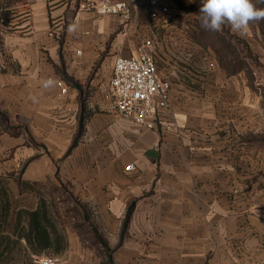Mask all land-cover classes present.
<instances>
[{
	"label": "crops",
	"instance_id": "crops-1",
	"mask_svg": "<svg viewBox=\"0 0 264 264\" xmlns=\"http://www.w3.org/2000/svg\"><path fill=\"white\" fill-rule=\"evenodd\" d=\"M83 1L32 0L28 21L0 49V151L28 158L6 173L72 183L90 206L85 232L57 209V264H264L263 98L253 80L264 68L261 27L241 36L225 25L224 36L177 0H160L170 7L165 23L149 19V0H129L127 19L83 10ZM146 38L171 85L154 129L121 116L109 93L114 57L136 54ZM48 79L54 87H43ZM29 146L69 147L52 165Z\"/></svg>",
	"mask_w": 264,
	"mask_h": 264
},
{
	"label": "trees",
	"instance_id": "trees-1",
	"mask_svg": "<svg viewBox=\"0 0 264 264\" xmlns=\"http://www.w3.org/2000/svg\"><path fill=\"white\" fill-rule=\"evenodd\" d=\"M253 3L264 9L260 0H253ZM257 23L263 32V20ZM216 42L222 51L230 47L229 43L224 45L221 38ZM229 72L233 74L236 69ZM21 174L22 170L0 174V264H35L34 256L50 252V256L55 257L62 248V235L57 225L62 224L57 211L60 207L71 211L69 218L73 220L77 215L83 216V219H78V226H72L74 229L82 232L88 229L85 228L90 218L88 203L72 194L79 208L61 206L66 203V198L49 192L47 183L24 180ZM89 227L96 233L94 223Z\"/></svg>",
	"mask_w": 264,
	"mask_h": 264
},
{
	"label": "built area",
	"instance_id": "built-area-1",
	"mask_svg": "<svg viewBox=\"0 0 264 264\" xmlns=\"http://www.w3.org/2000/svg\"><path fill=\"white\" fill-rule=\"evenodd\" d=\"M80 8L100 16L124 19L130 18L132 13L129 0H84ZM169 16L167 3L149 0L148 17L152 22L165 23ZM154 45L153 38H146L139 44L136 54L115 56L109 89L118 113L146 129L163 125L161 114L168 107L171 88L169 81L158 77L155 57L148 51ZM58 86L61 94L67 93L64 81L59 80ZM126 170H133V165H128ZM35 264H57V259L46 256Z\"/></svg>",
	"mask_w": 264,
	"mask_h": 264
},
{
	"label": "rangeland",
	"instance_id": "rangeland-1",
	"mask_svg": "<svg viewBox=\"0 0 264 264\" xmlns=\"http://www.w3.org/2000/svg\"><path fill=\"white\" fill-rule=\"evenodd\" d=\"M32 0H0V49L3 48V36L6 35L7 33L14 32L16 30H21L24 24L28 21V18L30 16V4ZM177 2L185 8H188L190 10H194L196 13L200 12V7H201V2L200 0H177ZM264 26V24H263ZM221 33L223 35H227L228 32L225 30H222ZM264 35V31H263ZM227 38V36H226ZM229 40V37L227 38ZM221 41L225 44L228 42L225 40ZM264 37L261 40V51L259 52V55H257L258 60L261 64H264ZM226 49V48H225ZM231 52V56H234V58H237L234 54V49L233 45H230L229 49L225 51L229 55V51ZM255 69V68H254ZM256 74L254 76V83L256 85V88L260 90L261 96L263 98V105H262V133L260 135V139H262V144L264 146V85H258V79L264 80V68L261 66H256ZM264 83V81H262ZM254 85V86H255ZM260 86V87H259ZM83 113L79 115L80 120L81 116ZM78 117V118H79ZM78 124V119L76 121V126ZM77 133V132H76ZM75 135V134H74ZM82 138V137H81ZM78 139V142L80 143L82 139ZM32 147L33 149H36L37 155H43L44 157L47 158L49 164H54L56 161H61L62 155L64 152L67 150L69 146H29ZM73 147V146H71ZM11 147L7 146L6 151H0V174H5L8 171L11 170H16V169H21L24 165V163L28 160L26 158L24 152L23 155L24 157H20V161L17 160L15 161V151L14 149H11ZM61 163H59V168ZM47 190L50 192H54L55 196H61L63 198H66V203L61 204V206H66L67 208H79L77 203L73 201V193H71L73 190H76L77 192V186L74 184H64V185H59L58 182L56 181L55 178H51L50 180L46 182ZM66 189V190H65ZM83 219V216H76V219H70L69 224L71 226H78L79 225V220L78 219Z\"/></svg>",
	"mask_w": 264,
	"mask_h": 264
},
{
	"label": "clouds",
	"instance_id": "clouds-1",
	"mask_svg": "<svg viewBox=\"0 0 264 264\" xmlns=\"http://www.w3.org/2000/svg\"><path fill=\"white\" fill-rule=\"evenodd\" d=\"M264 3V0H260ZM201 27L219 32L227 25L237 35H247L250 25L264 20V9H259L253 0H202L200 7ZM79 30V24L73 22L68 26V34L75 36ZM55 86L54 79L44 81L43 87Z\"/></svg>",
	"mask_w": 264,
	"mask_h": 264
}]
</instances>
